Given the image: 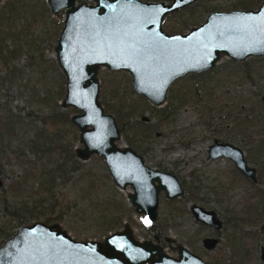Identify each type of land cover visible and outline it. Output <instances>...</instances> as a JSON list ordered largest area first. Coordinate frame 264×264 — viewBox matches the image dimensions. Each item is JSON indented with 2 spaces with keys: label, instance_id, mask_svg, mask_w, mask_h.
I'll return each instance as SVG.
<instances>
[{
  "label": "rangeland",
  "instance_id": "374dc122",
  "mask_svg": "<svg viewBox=\"0 0 264 264\" xmlns=\"http://www.w3.org/2000/svg\"><path fill=\"white\" fill-rule=\"evenodd\" d=\"M261 1L196 0L165 15L162 27L167 32H184L202 22L209 9H255ZM2 12H8L9 17L0 24V105L21 116L50 110L65 115L58 123L30 115L24 119L18 142L22 148L37 129L54 130V140L57 142L60 133L58 141L66 155L81 143L77 127L69 120L77 110L59 104L64 77L53 48L62 10L58 16L51 13L46 0H0V15ZM257 57L233 61L222 55L209 70L172 80L160 105L151 104L132 90L128 72L100 67L98 99L120 129L117 142L126 145L131 141L129 146L141 155L145 165L173 174L181 184L182 195L167 201L159 192L155 221L142 225L139 214L126 200L131 188L119 191L99 156L77 161V171L63 173L46 192L33 187L36 181L27 168L34 160L30 153L23 149L25 158H15L12 145L17 140L10 141L9 148L0 152V245L7 238L3 233L11 235L18 223H58L76 240H99L128 223L134 238L151 241L170 256L176 255L172 249L180 242L211 264H227L223 237L216 252L224 260L213 261L212 253L200 251V236L207 232L205 226L198 227L188 207L195 203L222 219L230 212L226 210L239 212L241 218L244 210H264V197H254L264 193V61ZM245 124H249L248 130L243 129ZM214 136L240 147L247 163L258 174L263 171L256 185L235 173L229 160L206 159V146ZM117 204L123 205V212L116 210ZM46 217L52 220L44 221ZM155 235L171 242H156Z\"/></svg>",
  "mask_w": 264,
  "mask_h": 264
},
{
  "label": "water",
  "instance_id": "95a60500",
  "mask_svg": "<svg viewBox=\"0 0 264 264\" xmlns=\"http://www.w3.org/2000/svg\"><path fill=\"white\" fill-rule=\"evenodd\" d=\"M194 1L46 0L51 12L63 10L53 49L64 77L59 104L77 110L69 115L81 143L74 154L81 161L99 156L115 187L131 188L126 198L142 225L155 221L159 191L174 200L182 189L173 175L145 166L132 148L115 142L120 131L98 99V69L128 72L132 90L160 105L172 80L207 71L222 55L233 61L264 56V0L255 9L208 10L201 23L183 33L163 31L164 15ZM207 156L228 158L240 174L256 181L255 170L234 144L213 138ZM190 210L201 223L219 225L212 212L195 205ZM175 249L171 257L151 241L136 240L128 223L99 242L75 240L58 223L33 221L4 239L0 264H206L179 244Z\"/></svg>",
  "mask_w": 264,
  "mask_h": 264
},
{
  "label": "flooded vegetation",
  "instance_id": "af4514ba",
  "mask_svg": "<svg viewBox=\"0 0 264 264\" xmlns=\"http://www.w3.org/2000/svg\"><path fill=\"white\" fill-rule=\"evenodd\" d=\"M80 1H84L86 4H93L94 3V0H75V3H77V2H80ZM141 1H145V2H159V1H162V2H164V3H168L169 1H164V0H157V1H149V0H141ZM189 5V4H188ZM48 9H49V11L51 12V10H50V8L48 7ZM62 10V9H61ZM178 10V9H177ZM209 10H213V9H209ZM176 11V10H175ZM175 11H173V12H175ZM208 12V11H207ZM51 13H53V12H51ZM62 14H63V10H62ZM170 14V13H169ZM59 15H60V10H59ZM166 15H168V14H166ZM58 16V15H57ZM163 17H165V15L163 16ZM163 17H162V20H161V27H162V22H163ZM63 19V18H62ZM204 20V19H203ZM201 23V22H200ZM198 25V24H197ZM197 25H192V26H197ZM192 26H190V27H192ZM61 27V26H60ZM189 27V28H190ZM189 28H187V30L189 29ZM60 29V28H59ZM162 29H163V27H162ZM186 30V31H187ZM163 31H165L164 29H163ZM186 31H184V32H186ZM165 32H167V31H165ZM175 32H179V33H183V32H180V31H173V32H167L168 34H170V33H175ZM57 37V36H56ZM107 69V68H106ZM108 70V69H107ZM109 71H114V70H109ZM130 85H131V83H130ZM167 90V89H166ZM165 96H166V92H165ZM164 100H165V98H164ZM116 122V121H115ZM119 128V127H118ZM119 131H120V129H119ZM213 138H216L217 140H218V142H228V141H225V140H221V139H219V138H217V137H212V140H213ZM119 139H120V137H119ZM118 139V140H119ZM117 140V141H118ZM212 140H211V142H212ZM117 141H115L117 144H119ZM210 142V143H211ZM131 143V141L129 142V144ZM210 143H208V145L210 144ZM228 143H231V142H228ZM129 144H127L126 143V146H128V147H130V148H132L131 146H129ZM233 144V143H232ZM208 145L206 146V152H205V157H206V159H210V160H213V159H215V160H219V159H223V160H229L228 158H224V157H222V156H218V157H216V158H213V159H211V158H209L208 156H207V148H208ZM235 145V144H234ZM235 146H237V145H235ZM78 147V146H77ZM238 147V146H237ZM76 147H74L73 148V154H74V149H75ZM238 148H240V147H238ZM133 149V148H132ZM241 149V148H240ZM134 150V152L136 153V154H138L137 152H136V150L135 149H133ZM241 152H242V155H243V159L246 161V159H245V157H244V154H243V150L241 149ZM139 155V154H138ZM91 156H93V155H91ZM139 156H141V155H139ZM74 158L76 159V161H81V160H79L76 156H75V154H74ZM142 158V157H141ZM89 159V158H88ZM143 160V159H142ZM86 161V160H85ZM230 161V160H229ZM144 163V162H143ZM230 163H231V166H232V170L235 172V173H237L238 175H240L243 179H245V180H249L250 182H251V180L250 179H248V178H246V177H244L242 174H240L235 168H234V165H233V163L230 161ZM246 163H247V161H246ZM247 165H249V166H251L254 170H255V182H251L252 183V185H256V183H257V179L259 178L260 179V177H261V173L263 172V171H261V172H259V174L256 172V169L252 166V165H250V164H248L247 163ZM145 166H147V165H145ZM147 167H149V166H147ZM149 168H151V169H154V170H158V171H160V172H166V171H161V170H159L158 168H154V167H149ZM264 169V168H263ZM166 173H169V174H171L170 172H166ZM258 174V175H257ZM171 175H173V174H171ZM109 176V175H108ZM174 176V175H173ZM175 177V176H174ZM258 177V178H257ZM110 178V177H109ZM176 178V177H175ZM177 179V178H176ZM111 180V179H110ZM178 181V180H177ZM112 182V181H111ZM179 183V182H178ZM180 184V183H179ZM115 186V185H114ZM180 186H181V184H180ZM181 189H182V187H181ZM132 191V190H131ZM130 191V192H131ZM159 192H161V191H159ZM159 192H158V194H157V199H158V201H159V197H160V195H159ZM182 193H183V189H182ZM127 195V194H126ZM162 195H163V193H162ZM182 195V194H181ZM180 195V196H181ZM179 196V197H180ZM255 199L256 200H258V199H260V198H263L264 197V193H263V195H260V194H255ZM162 198H164V196L162 197ZM165 199V198H164ZM127 200V199H126ZM165 200H167V199H165ZM128 201V200H127ZM167 201H172V200H167ZM192 205H195V206H197V207H200L201 209H203L204 211H210V212H212L213 213V215H214V217L216 218V220H218L217 222L219 223V225H217L216 227L215 226H213V225H208V224H203V223H201V221H199V220H196L194 217H193V214H192V212H191V210H190V207L192 206ZM157 206H158V204H157ZM248 209H250V207L248 206L247 207ZM263 208H264V206H263ZM132 209H133V207H132ZM134 211V210H133ZM188 211H189V213L191 214V216H192V218H193V220L195 221V223L198 225V227H200V228H202V227H204L205 226V230H206V232H207V234L206 235H203V236H200V247H201V252H208L209 254L210 253H212V256H213V261H217V260H224L225 258H227L226 259V261H227V264H264V243H263V241H264V227H262V225H263V223H264V210H260L259 212H257V213H249V212H245V210H244V212H243V216H242V218L239 216V212H236V211H234V212H232L231 210H226L227 212L228 211H230V212H226L227 214H226V216L224 217V219H222V218H218L217 216H218V214L217 213H215L213 210H211V209H205V208H203V207H201V206H199V205H197V204H195V203H192L189 207H188ZM156 212H157V209H156ZM225 215V214H224ZM157 216V215H156ZM230 216H232V217H230ZM225 225H226V227H225ZM253 225H257L256 227L255 226H253ZM224 227L226 228V232L225 233H223L222 231H223V229H224ZM131 228V227H130ZM122 229V228H121ZM119 230V229H118ZM118 230H115V231H118ZM115 231H113V232H115ZM253 231L255 232L254 233V235H253ZM112 233V232H111ZM111 233H108V234H106L105 236H107V235H110ZM70 236V235H69ZM105 236H103V237H101V239H99V240H95V239H84V240H93V241H102L103 240V238L105 237ZM134 236V235H133ZM257 236H258V242L256 241L257 240ZM71 237V236H70ZM222 237H223V239L225 240L224 241V243H226L227 244V248H225L224 247V243L222 244V246H223V248L224 249H226V257L224 258V259H222V257H217V247H218V245H219V241L222 239ZM153 238H154V240L156 241V242H161V240H163L165 243H167V244H169L170 243V241L168 240V238H166V237H163L162 236V238L160 239V238H158L157 237V235H155V236H153ZM74 239V238H73ZM136 240H138L139 241V239H137V238H135ZM76 240V239H75ZM210 240V242H208ZM248 241H249V243H248ZM253 243V246H250V243ZM179 245L180 246H182L188 253H191V254H193L195 257H197V258H199L201 261H203L204 263H206V264H211V262L209 261V260H206L205 258H203L202 257V255L199 253V254H196V253H194L192 250H189V249H187V247L186 246H184L183 244H181L180 242H179ZM191 246V245H190ZM172 251H174L175 252V254L177 255V250L176 249H172ZM165 253V252H164ZM167 254V253H166ZM167 255H169V254H167ZM176 255L175 256H171V257H176ZM170 256V255H169ZM211 260V259H210ZM213 261H212V263H213Z\"/></svg>",
  "mask_w": 264,
  "mask_h": 264
},
{
  "label": "trees",
  "instance_id": "16d2710c",
  "mask_svg": "<svg viewBox=\"0 0 264 264\" xmlns=\"http://www.w3.org/2000/svg\"><path fill=\"white\" fill-rule=\"evenodd\" d=\"M242 2V1H241ZM13 5V4H12ZM9 11H12V8H8ZM9 17V13L2 12L0 15V24H5L6 20ZM188 21H186L184 24H187ZM3 28H0V39L3 35ZM258 61H264V56L257 57ZM247 64V63H245ZM55 102V101H54ZM130 107V106H127ZM116 112L117 108H116ZM35 112L34 114L27 113L25 116H21L17 113L9 111V109H6L4 105H0V152L3 153V150L9 148L11 144H9L10 141H15L12 145V150L14 153L15 158H19L22 156L23 149H26L27 152L30 153L32 156L33 163L28 164L27 168L29 167V172L32 175L33 180H35V186L34 189L37 190H44L46 192L49 191V188L51 187V184L55 181V179H58V177H61L62 174L65 172H75L78 169V162L74 158L73 150H70L66 155V149L63 146V144L58 141L61 137L60 133L57 135V142L54 140V130L51 133L50 131H47L46 129H40L36 130L33 134L32 139H28L22 144V148L18 142L19 140V133L21 129L24 127L25 124L24 119H27L30 115L32 116H38L40 117L41 121L45 122V119L50 123L55 122L58 123L65 119V115L62 113L50 110L46 113H38ZM36 114V115H35ZM67 119V118H66ZM249 127V124H247ZM246 124L244 125L243 129H247ZM59 132V130H57ZM56 131V132H57ZM129 142V140H127ZM127 142V144H128ZM257 143H261L258 139H256ZM60 157H56V156ZM25 158V156L23 157ZM264 161V160H263ZM260 165H263L262 160H260ZM22 164V162H21ZM23 165V164H22ZM67 169V171H65ZM118 205V204H117ZM116 210L119 212L124 211L123 205H118L116 207ZM116 211V214H118ZM52 219H49L48 217L44 218V221H49ZM45 223V222H44ZM20 225V223H18ZM18 227V226H17ZM0 231L3 232L2 229ZM5 237L10 236V233H3Z\"/></svg>",
  "mask_w": 264,
  "mask_h": 264
}]
</instances>
